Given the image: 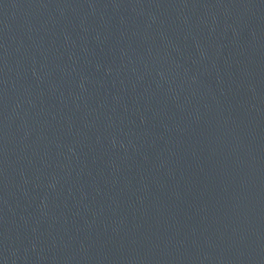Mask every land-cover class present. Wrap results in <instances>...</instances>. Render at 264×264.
Here are the masks:
<instances>
[{
	"label": "water",
	"instance_id": "obj_1",
	"mask_svg": "<svg viewBox=\"0 0 264 264\" xmlns=\"http://www.w3.org/2000/svg\"><path fill=\"white\" fill-rule=\"evenodd\" d=\"M0 264H264V0H0Z\"/></svg>",
	"mask_w": 264,
	"mask_h": 264
}]
</instances>
